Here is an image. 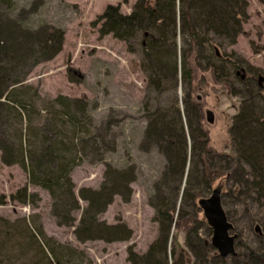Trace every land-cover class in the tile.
<instances>
[{"label": "trees", "instance_id": "trees-1", "mask_svg": "<svg viewBox=\"0 0 264 264\" xmlns=\"http://www.w3.org/2000/svg\"><path fill=\"white\" fill-rule=\"evenodd\" d=\"M32 8L31 14L35 9ZM246 8L245 0H135L129 14L121 13L117 5H107L97 17L100 36L111 34L130 49L140 40L141 69L148 89L162 93L166 84L174 88L179 82L184 90L180 106L176 100L168 108L157 106L153 111L148 101L144 105L146 125L142 146L156 147L166 165L149 197L158 224L157 238L143 254L129 247L130 264H193L191 251L200 261L205 253L209 261H223L225 257H220L209 242L206 245L208 239H200L197 233L201 226L208 234L211 232L205 218L199 217L197 201L211 192L214 182L220 178L225 184L227 178H233L236 188L250 184L257 199L264 200V87L254 84V76L240 79L239 84L249 91L242 96L232 79L239 61L223 51V46L235 44L242 32ZM11 11L13 0H0V127L13 122L19 129H14L15 143L1 138L0 132L1 162L18 164L27 173L29 184L48 192L56 222L74 226L78 241L129 240L132 230L125 223L108 224L99 216L115 196L128 201L132 192L130 184L136 177L134 168L118 169L107 164L97 189L81 187L77 194L74 192L70 173L82 161L80 152L92 149L96 143L92 138L89 101L59 95L46 102L44 122L36 124L34 114L40 117L41 113L37 103L43 101L36 91L29 97L28 86L22 84L24 67L49 61L62 49L64 31L48 23L32 28L21 16L12 17ZM203 73L225 88L226 97L238 96L239 105L228 127L232 150L229 154L209 147L202 106L199 98L191 97L192 85L197 75ZM252 85L255 92L250 88ZM247 98L249 102L254 99L258 102L247 104ZM190 156L199 157L194 169ZM226 156L232 162L227 171L214 169L213 160ZM241 163L250 169L251 181L244 179ZM182 183L185 184L182 186ZM23 193L24 201L26 186ZM80 200L85 202L82 208ZM181 203H190L193 212L184 211ZM79 209L81 214L76 220L73 213ZM172 227L177 229L174 233ZM36 230L43 237L42 230ZM178 230L184 234L183 245L179 243ZM25 231L33 246L37 245V250L46 258L45 250L31 231ZM45 244L52 261L49 264H83V252L48 240ZM25 252L24 248L21 253ZM238 255L231 256L234 264H264V247L261 252L247 249L245 260Z\"/></svg>", "mask_w": 264, "mask_h": 264}, {"label": "rangeland", "instance_id": "rangeland-1", "mask_svg": "<svg viewBox=\"0 0 264 264\" xmlns=\"http://www.w3.org/2000/svg\"><path fill=\"white\" fill-rule=\"evenodd\" d=\"M245 1L247 19L242 25V32L237 36L235 44L230 46L225 43L223 46L224 52L230 53L232 58L239 61L232 79L242 96L249 91L239 84L240 79L254 76V84L264 87V3L259 0ZM134 2L135 0H13L12 17L21 16L20 19L32 28L48 23L64 31L62 49L51 60L22 69L26 72L22 84L28 86L29 97H33L36 91L43 101L37 103L41 113L40 117L34 114L35 123L44 122V106H48L46 102L59 95L70 99L85 98L90 104L88 113L92 120V138L96 143L92 149L80 152L82 161L70 173L74 192L77 194L81 187L97 189L103 181L107 164L118 169L132 167L136 177L130 184L132 192L128 201L115 196L99 216L108 224L125 223L132 230L131 238L114 242H80L74 235V226L58 225L56 222L48 192L29 184L27 173L18 164H3L0 150V199L4 201L0 203V218L3 220L0 223V264H49L52 261L46 240L83 252V264H130L127 261L129 247L132 251L143 254L157 238L158 224L154 220L155 212L149 204V197L153 193L154 184L165 170L166 161L153 145L142 146L146 125L144 105L148 101L150 111H153L157 106L168 108L176 100L180 106L184 90L179 82L174 88L166 84L162 93L148 89L145 73L141 69L140 40L135 41L130 49L124 41L111 34L99 35L96 20L107 5H117L121 13L129 14ZM32 7L35 8L33 14L29 12ZM177 43L180 44L179 38ZM253 85L250 88L255 92ZM191 97L199 98L202 106L209 147L218 153L232 152L228 127L239 105L238 96L226 97L225 88L216 84L207 73H203L197 75L192 85ZM255 100L253 102L257 103ZM253 102H249L247 98V104H254ZM54 109L59 108L54 106ZM14 129L18 131L19 126L13 122L1 126V138L15 143ZM198 158L190 156L193 169ZM231 165L228 156L213 160L214 169L227 171ZM241 166L244 179L251 181L253 176L250 169L243 163ZM191 167L189 164L188 169ZM226 181L225 184L223 178L216 180L213 189H221V205L227 212L228 221L233 225L230 234L236 235L235 254H239V259L245 260L244 253L247 249L263 251L264 200L259 197L257 199L255 189L249 188L250 184L236 188L233 178H227ZM168 185L167 181L164 184L165 191ZM25 186L27 196L24 202ZM210 193L207 192L203 197H208ZM84 205L85 202L80 200V207ZM182 207L189 214L193 212L190 203L183 204ZM197 207L199 217L204 218L198 201ZM80 214L81 209L74 211L76 220ZM25 228L31 231L49 259L42 257L37 245L33 246ZM38 228L42 230L43 237L36 230ZM176 230L172 227V233ZM197 233L200 239H208L205 241L206 245L208 242L211 245L212 228L208 234L207 229L201 226ZM177 235L179 243L183 245L184 234L178 230ZM24 248L26 252L22 254ZM214 250L218 253L216 248ZM200 251L202 254L203 250ZM218 255L225 257L224 260L209 261L205 253L204 259L200 261L191 251L193 264H234L231 260L233 255Z\"/></svg>", "mask_w": 264, "mask_h": 264}, {"label": "water", "instance_id": "water-1", "mask_svg": "<svg viewBox=\"0 0 264 264\" xmlns=\"http://www.w3.org/2000/svg\"><path fill=\"white\" fill-rule=\"evenodd\" d=\"M203 216L212 228L211 245L217 249L221 256L235 255V234H230L232 224L228 221L221 205V189H212L208 197L198 200Z\"/></svg>", "mask_w": 264, "mask_h": 264}]
</instances>
